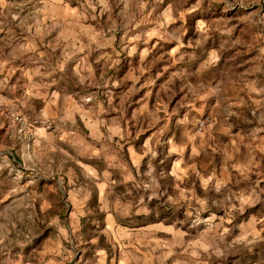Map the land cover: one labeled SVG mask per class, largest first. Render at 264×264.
<instances>
[{
	"label": "rangeland",
	"instance_id": "obj_1",
	"mask_svg": "<svg viewBox=\"0 0 264 264\" xmlns=\"http://www.w3.org/2000/svg\"><path fill=\"white\" fill-rule=\"evenodd\" d=\"M38 1L2 0L0 19H16L13 28L25 21L38 24L33 32L44 34L46 46L61 26L51 18L65 22L68 14ZM67 2L81 4L78 32L89 34V45L79 41L85 57L67 59V46L61 63L48 58L37 82L43 88L22 89L21 74L12 81L10 73H0V96H14L10 106L0 104V122L21 138L15 148L23 145V153L13 156L27 168L7 167L0 152V172L7 171L17 192L7 208L0 202V263L20 258L35 263L39 233L51 246L44 259L68 264L72 257L73 264L83 263L87 255L76 263L77 248L69 249L77 245L73 239L63 243L62 253L52 242L54 222L65 225L55 217L64 203L61 193L71 187L64 175L73 173V162L81 161L80 150L88 145L89 167L105 171L101 157H109L106 192L119 196L114 202L109 195L113 219L128 227L154 224L159 243L168 244V251L162 247L157 254L161 261L264 264V0ZM41 17L49 21L39 24ZM66 27L60 29L68 35ZM55 67L65 70L61 78ZM53 84L62 91L57 101ZM27 97L29 105L21 102ZM84 114L86 132L77 120ZM212 114L214 128L230 124L225 132H231V144L210 129ZM118 117L120 134L107 136L105 124H117ZM167 129L174 133L171 146ZM202 137L210 149L188 153L186 140L196 149ZM94 177L90 181L101 188V176ZM0 182L3 189L1 177ZM26 193L28 199L18 201ZM90 224H100L98 217L89 216Z\"/></svg>",
	"mask_w": 264,
	"mask_h": 264
},
{
	"label": "crops",
	"instance_id": "obj_2",
	"mask_svg": "<svg viewBox=\"0 0 264 264\" xmlns=\"http://www.w3.org/2000/svg\"><path fill=\"white\" fill-rule=\"evenodd\" d=\"M2 1V0H0ZM39 3L43 5L45 8L46 5L48 8H54L55 10L58 9L60 12L64 10V13L68 14L66 18L63 19L61 17H55L51 18L56 25H63L67 26L66 28H69L70 32L69 34H63L61 32V26L57 28L58 33L53 34L55 36L54 42L52 44H46V46L43 44V40L45 38L44 34L40 35L35 34L33 31L36 30V26L38 24L34 23H27L25 21L22 24V27H16V19H0V73L8 74V79L14 80L15 74H21V81H18L17 83H21V88L28 90L30 86L36 88H41L42 84L40 78L41 70L43 69V66L41 65L44 63V61H48L49 59L53 62L61 63L62 58V49L63 47L66 48L69 46V55L67 59H69V56L73 55H79L82 54V56L85 57V54L82 50L85 49L86 46L83 48H80V46H83L79 41H87V44L89 45V34L87 33H79L78 32V26L80 23H78V15H77V8H81V4H78V6H70L67 3V0H39ZM53 2V3H50ZM71 4V3H70ZM4 6L5 3L2 2L0 6ZM63 5V6H62ZM3 21H7L9 26L12 30L6 29L8 28L6 23ZM24 21V19H22ZM46 21H49L46 17L39 18V24H45ZM51 24V23H50ZM82 26V24L80 25ZM33 28L32 32L33 35H31V29ZM38 31V30H37ZM78 48H80L78 50ZM73 50V51H72ZM85 51V50H84ZM32 61H31V59ZM49 58V59H48ZM30 59V60H27ZM67 61V60H66ZM62 66V65H61ZM64 66V65H63ZM55 69H57L55 67ZM58 70V77L61 78L62 74L64 75L65 70L63 71L62 68L57 69ZM54 72V71H53ZM6 80V79H5ZM61 81V80H60ZM8 81H6L7 83ZM39 82V83H37ZM55 83V81H53ZM61 83V82H60ZM43 88V87H42ZM46 89V88H44ZM55 90L57 94H55L54 101H57V97L61 94V88L59 84H53V89ZM54 93V92H53ZM8 98L5 96H0V104L5 105L7 107L8 102H10L11 98L14 96L10 93L7 95ZM201 97L202 102L205 99V96H198ZM28 97L25 98V101H21L22 103H26ZM207 99V98H206ZM12 102H10L9 106ZM73 103V101H72ZM29 105V103H26ZM168 113V112H167ZM170 112L168 113V117H171L172 119L174 116H171ZM228 113H222V115H225ZM216 115V114H215ZM215 115H211V128L214 131H218V134L225 135L227 137V141L231 144V140L228 139V137H231V132H225L227 131V128L231 127L230 124H226L225 126H220L218 129L214 128V122ZM230 115V114H229ZM119 116V115H118ZM106 120L111 117L110 114H106ZM103 117V119L105 118ZM228 118V116H227ZM1 119V118H0ZM73 119V118H72ZM74 120V119H73ZM78 121H89L87 119V115L84 114V116H79L77 118ZM117 124L106 126L105 124V132L106 135H111L112 137L117 136L120 134V119L118 117ZM167 120H169L167 118ZM83 131L86 132L87 127L85 126L84 122L81 123ZM174 125V124H172ZM12 126L7 123L0 122V141H1V148L0 152L1 154L4 153L5 157L7 158L5 160V164L7 167L15 168L23 171H27V168H21V163L16 161L14 159L13 153L15 151H19L23 153V145L18 144L15 148V142H20L21 138L17 135H14V131L11 130ZM224 132H223V131ZM67 131H62V133ZM11 133V135H10ZM71 135H73V132H69ZM217 133V132H216ZM166 142L168 143V146H171L172 139L174 137V133L172 129H167L165 132ZM190 139V138H189ZM16 140V141H15ZM202 142H200L201 146H197L196 149L193 148L194 144L190 140H186L188 143H186L185 147L188 148V153H191L195 156H197L201 151L204 150V148H208V146L205 145V137H202ZM128 149V148H127ZM201 149V151L199 150ZM210 149V148H208ZM12 150V151H11ZM91 152V151H90ZM89 146L85 145L80 150V154L78 155V158L81 159V161L73 162V173L70 174L67 177L64 175L65 181L64 183L67 186H71L69 190H66L64 194L61 193V200H64V203L60 208L57 209L55 217H62L65 221V225L60 220L54 222V227H56V233L53 238V250L57 251L59 253H62V251L65 249L63 247V243L67 242V238L73 239L77 245H70L69 249L73 250V248H77L75 251L73 250L75 256L77 258L76 263L81 261V259L84 257L83 253H85L89 257H84L82 260V264H166V261L160 259L158 257L159 251H161V248L168 251V244L164 243L162 246L159 243V239L156 236L155 232L157 231L154 227V224H144L139 225L135 227H128L126 224H117L113 217L115 216V208L114 204L109 203V193L106 192V183H110V173H109V157L106 156V158L102 155L103 162H107L105 171H97L96 169L89 167ZM196 153V154H195ZM246 154V153H245ZM245 154L242 156L244 157ZM91 158L95 159L99 156L93 155ZM87 159V160H83ZM4 161V159H2ZM118 165H120V162H118ZM3 170L5 168H2ZM114 169V168H113ZM71 170V169H69ZM96 175L101 176V182L99 188V184L90 181V179H96L97 177H94ZM0 177L2 181L5 182L3 189L0 188V202L4 201L6 202V208L8 207L7 203L13 204L16 200H13V197L15 198L17 196V192H14L11 189V183H9V180L7 178V171L6 173L0 172ZM106 178V180L104 179ZM11 181V180H10ZM3 183V182H2ZM0 182V184H2ZM57 185L59 186V183L57 182ZM1 186V185H0ZM23 187V186H21ZM22 196L27 197L28 194L25 195L21 194V197L18 198V201H23ZM112 200L114 202H117L119 196L117 194H111ZM21 198V199H20ZM10 206V204H9ZM113 206V208L110 209V207ZM27 207V206H26ZM24 204H22V212H27L28 208H26ZM13 209V208H12ZM27 209V210H26ZM21 212V214H22ZM45 213V212H43ZM10 216H14V213H11L9 211ZM89 216H95L98 217V221L100 224L93 225L90 224L89 226ZM97 221V220H96ZM62 222V223H61ZM90 227V228H89ZM3 229V228H2ZM0 226V231L2 230ZM90 230V231H89ZM46 234V230L43 231ZM90 232V233H89ZM39 240L41 242V245L37 248V253H39V258L35 263L30 262V260L27 259H18L15 262L6 261L1 262L2 264H62L61 262H53L51 259H44L47 255L48 249H50V242L49 239L44 236V234L39 233ZM78 240V242H77ZM81 243V244H80ZM79 244V246H78ZM166 258L168 255L165 256ZM62 258L60 257V260ZM72 259V257H71ZM69 259L67 261L68 264H73L74 261ZM160 260V261H159ZM160 262V263H159ZM169 262V261H168ZM0 263V264H1ZM170 263V262H169ZM172 264V263H171Z\"/></svg>",
	"mask_w": 264,
	"mask_h": 264
}]
</instances>
